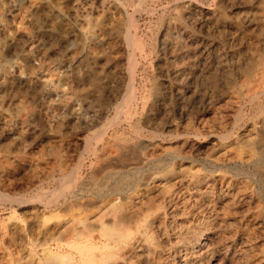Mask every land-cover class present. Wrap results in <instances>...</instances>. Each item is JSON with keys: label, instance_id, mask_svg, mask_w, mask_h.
I'll return each mask as SVG.
<instances>
[{"label": "rangeland", "instance_id": "obj_1", "mask_svg": "<svg viewBox=\"0 0 264 264\" xmlns=\"http://www.w3.org/2000/svg\"><path fill=\"white\" fill-rule=\"evenodd\" d=\"M0 194V264H264V0H0Z\"/></svg>", "mask_w": 264, "mask_h": 264}, {"label": "bare ground", "instance_id": "obj_2", "mask_svg": "<svg viewBox=\"0 0 264 264\" xmlns=\"http://www.w3.org/2000/svg\"><path fill=\"white\" fill-rule=\"evenodd\" d=\"M134 41V40H133ZM130 66H131V70H132V72H131V77H132V79H131V84H130V89H129V94H128V97H127V99H126V104H127V107H126V109H125V107L123 106V107H120V108H118L117 109V116H116V118L114 119V120H112V121H110L109 122V124L107 125V126H105L101 131H99L96 135H95V137L93 138V142H92V144H90L89 145V148H88V151H87V153H88V155L89 156H98V149H99V146L100 145H102L103 143H105V141H106V138H107V136H108V133H109V131L110 130H113V129H115L116 127H119L118 129H120V127H122L123 126V124L125 123V121H122L121 120V116H122V114H126V115H128V112H131L132 110H134V107L135 106H137V105H139V93H138V89H137V87H136V85H135V76H136V72H137V69H138V62H137V59L133 56L132 57V59H131V61H130ZM141 100H142V98H141ZM140 100V101H141ZM144 101H145V99H144ZM141 103V102H140ZM144 103V102H143ZM142 106V105H141ZM136 110V109H135ZM144 111V110H143ZM135 113V112H134ZM130 114V113H129ZM136 114V113H135ZM132 118H133V116H132ZM132 120V119H131ZM131 123V122H130ZM135 123V122H134ZM133 124V123H132ZM127 125V124H126ZM129 125V124H128ZM130 127V126H129ZM136 127H138L137 125H136ZM125 128V127H124ZM122 129H123V127H122ZM136 129H138V128H136ZM115 131V130H114ZM118 131V130H117ZM115 134H118V133H115ZM116 136V135H115ZM141 136V135H140ZM115 138V137H114ZM118 138V137H117ZM117 138H115L114 140L116 141V139ZM164 139V138H163ZM108 140H109V138H108ZM113 140V141H114ZM120 140V139H119ZM118 140V141H119ZM124 140V139H123ZM110 141V140H109ZM122 141V140H121ZM130 141V140H129ZM111 142V141H110ZM125 142V141H124ZM86 155V154H85ZM140 158V157H139ZM90 159V158H89ZM92 160V159H91ZM85 162H86V159H84V158H82L81 160H80V162H79V164H78V166L74 169V171L72 172V174L71 175H69L67 178H66V181H65V179H64V184H62L63 185V187H62V189L61 190H58V191H56L55 192V201L57 202V200L59 199V198H64V199H66L67 197H68V195H70V194H72V193H74V190L76 189V186H77V184L78 185H80L81 184V182H83L84 183V179H85V177H84V167H85ZM119 168V167H118ZM111 172V171H110ZM129 172H130V170H129ZM112 173V172H111ZM116 173V172H115ZM121 173V172H120ZM128 173V172H127ZM130 174H132V173H130ZM120 175V174H119ZM135 175V174H134ZM133 176V175H132ZM120 177V176H119ZM124 177V176H123ZM123 177H122V181H123ZM121 178V177H120ZM119 178V179H120ZM125 178H127V177H125ZM118 180V179H117ZM94 181V180H93ZM124 182V181H123ZM87 183V182H86ZM128 183V182H127ZM90 185V184H89ZM126 185V184H125ZM83 186V185H82ZM81 186V187H82ZM96 186H97V184H96ZM120 186V185H119ZM132 186V185H131ZM84 187V186H83ZM87 187V186H86ZM99 187V186H98ZM124 187H126V186H124ZM91 188V187H90ZM117 188H118V186H117ZM123 188V187H122ZM129 188V187H128ZM103 189V188H102ZM80 190V189H79ZM88 190H89V188H88ZM87 190V191H88ZM111 190V189H110ZM119 190V189H118ZM85 191V190H84ZM123 191V190H122ZM125 191V190H124ZM130 191V190H129ZM2 192V191H1ZM78 192V191H77ZM102 192V191H101ZM111 192V191H110ZM94 193V192H93ZM76 194V193H75ZM79 194V193H78ZM88 194V193H87ZM92 194V193H91ZM123 194V193H122ZM53 195V194H52ZM74 195V194H73ZM81 196L82 195H84V194H80ZM77 196V195H76ZM75 196V197H76ZM89 196V195H88ZM97 196V195H96ZM95 196V197H96ZM0 197H2V198H6V195L5 196H3V195H1L0 194ZM7 197H8V195H7ZM53 198H54V196H52ZM72 197V195L70 196V198ZM99 198V197H98ZM53 200V199H52ZM1 201V200H0ZM64 201V200H63ZM68 201H70V200H68ZM2 202V201H1ZM9 202H10V200H9ZM71 202V201H70ZM69 203V202H68ZM59 205V204H58ZM65 212V211H64ZM223 217V216H222ZM98 239V238H97ZM90 240V239H89ZM93 244V243H92ZM95 244V243H94ZM46 256V255H45ZM47 257V256H46ZM94 264H95V262H94ZM98 264V263H97Z\"/></svg>", "mask_w": 264, "mask_h": 264}]
</instances>
